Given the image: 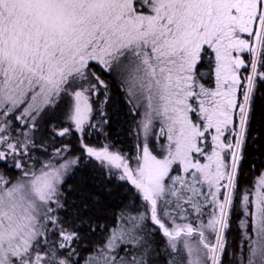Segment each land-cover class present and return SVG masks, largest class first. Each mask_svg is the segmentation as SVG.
Instances as JSON below:
<instances>
[{"label":"snow or ice","instance_id":"6c2138e0","mask_svg":"<svg viewBox=\"0 0 264 264\" xmlns=\"http://www.w3.org/2000/svg\"><path fill=\"white\" fill-rule=\"evenodd\" d=\"M0 264H264V0H0Z\"/></svg>","mask_w":264,"mask_h":264}]
</instances>
